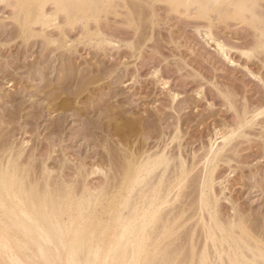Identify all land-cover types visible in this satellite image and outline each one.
I'll return each mask as SVG.
<instances>
[{"label":"bare ground","instance_id":"obj_1","mask_svg":"<svg viewBox=\"0 0 264 264\" xmlns=\"http://www.w3.org/2000/svg\"><path fill=\"white\" fill-rule=\"evenodd\" d=\"M120 1L122 5L120 3L119 6L121 5L125 9V12L123 11L125 16L122 13V21H125L124 24L128 23L129 30L133 29V32L125 31V29L121 31L127 35L128 33L133 34L126 41H115L109 37L106 29L105 31L103 29L105 26L101 22L102 13L104 12L105 16L106 9H111L112 13L113 5H116L114 4L116 2H112V0H0V10L13 7L12 15L6 16V19L9 17L10 20L14 19L17 23L16 29L9 33L4 32L6 30L0 33V42L7 35L9 36L2 42L1 45L4 48L0 47L1 52L9 50L12 52L11 58H13L11 61H7L8 65L0 64V79L13 78L8 81L10 83L15 79L11 84L15 90L8 95L5 94L7 96L3 101L10 103V107H7L10 120L6 119V121L4 118L0 121V127H3L0 128V131L8 129L6 133L8 131L10 135L16 133V127L12 124L13 120L23 116L26 108H31V110L28 109L27 114H33L32 119L34 118L37 123L45 115H51L46 114L47 112L55 113L52 118L49 117V122L40 126L43 127V130H48V134H56L60 139H63L59 140L61 143L58 141L57 145H55L56 142L50 141V144L53 143L55 146L52 145L47 157L44 156L48 160L55 157L52 155L54 152L63 149L62 142L65 137L69 131H75V128L70 125L73 122H78L80 128L76 133H73L76 136L73 137L71 132L70 137L68 136L69 139H83L88 146L92 143L95 144L92 147V153L84 155L86 158L83 160V169H87L85 168L87 165H84L86 164L85 160L94 156L96 160L88 162L91 165L88 167V171L85 170L89 173L87 177L92 175L104 177V183L100 186H89V182L87 183L85 179V183L80 175V173L82 176L87 175L84 174V170H80L81 166L77 167L79 170L74 169V173L71 172L73 177L65 178V187L58 189L56 186V189H49L52 184L51 176L55 171L54 167L47 168L45 166L43 172L45 175L42 177L44 180L41 179L42 174L40 177L34 176L35 178L30 175L31 178H29L30 156L33 154L30 153L29 157L26 156V159L29 160L27 163V160L22 158L21 150V152L11 154L12 147H8L7 141V143L4 141L5 144H8L6 146L2 144L3 147H1L0 144V264H264V233L255 235V227L251 226L253 223L249 224L251 222L249 215L251 214H246L248 217H244L245 214L242 216L245 210L243 206L240 208L238 205L244 191L238 192V195H228L225 192L227 189L232 191V189L230 190L232 186L224 184L230 183V176L235 172L232 170L233 167L230 168L231 172L228 175L221 176L222 179L218 180L221 162L227 164L231 160V156L227 153L229 154V151L238 152L237 141V144L232 141H235L236 137H240V135L246 137L245 133L247 132L243 133L245 126L250 125L249 127H251L252 124L253 126L257 124L253 121L264 113V106L261 104L263 109L259 106H255L253 109L245 107L244 111L245 109L252 110L254 114L251 112L253 115L248 118L246 115L250 112L243 111L244 115L239 114L240 119L238 116L239 121L235 125L228 124L226 129L215 128L212 134L208 133L210 134L208 141L201 142L200 149H192L190 152L183 148L186 144H182V139L186 134V131L181 127L183 125L182 118H179L181 123H178L172 130L170 126L172 123H169L170 125H167L166 129L162 128L157 131L156 127L160 128L158 124H162V121L167 119L166 111L162 110L163 107L154 108L152 111L150 108H145L149 103L147 102L145 107L138 106L139 110L143 109V112L136 111L134 110L135 106L130 103L126 104L125 93L121 91L125 88L119 91L114 84L116 82L112 83L113 78L109 83L101 81L104 79L101 74L103 72L105 74V71L100 73V66L105 63V60L100 58L109 56L108 61H110L111 57H114L109 53L100 52L105 46L118 50L114 58L115 62L110 63L109 66L124 64L127 69L125 58L137 56V51L139 53L142 49L146 37L147 40L150 37L144 36V38L140 36L139 32L143 28L144 20V17H141L143 14L142 0L138 3L133 0H130L132 2L119 0L117 4ZM148 1L152 2L151 5L158 1L159 3L164 2L170 12L181 15V17L182 15H192L194 11L193 14L197 18H205L209 22L213 20L203 33L209 39L215 40L217 49L225 57L229 55V49H227L226 43L214 37L212 29L213 26L216 27V24L213 25L216 21L214 22L213 18H221L222 23L230 17L247 22V24L250 23V25H254L255 33H258L257 41H254L257 44L255 43L256 46L251 48V50L254 48L253 51L247 49L241 51L249 58L254 56L256 51L260 53L258 49H261L264 54V11H262L264 7L261 8L264 5L262 4L264 0ZM148 1L144 0L147 6L149 5ZM144 2L143 4H145ZM155 6L152 5L151 8ZM117 14L114 13V15ZM149 18L151 19V17ZM145 23L147 22L144 20ZM12 27L10 28L12 29ZM138 34L140 37L138 36L136 41L133 40ZM252 34H254L253 31ZM73 35L78 36L79 39L74 40ZM32 37L37 39L41 37L43 40L41 53L39 51L40 55L37 53V57L34 59H31L33 57L29 58L28 55L25 57L26 60H23L24 54L32 50L31 45L36 44L35 41L30 42ZM79 46H82V49H78ZM88 47L96 50L88 53L92 58H96L94 64L101 63L100 66L96 65V68L92 69L93 77H89L90 70H88L91 61L87 59V55L84 57V53L79 51L84 49L87 52ZM56 61L59 62V65L53 64V62L58 63ZM90 64L94 65L93 62ZM32 65L37 67L31 69L30 79L37 83L35 84L36 89L30 90L31 87L29 89L25 82L31 80L26 79L24 82V79L20 80L17 77H20V69L32 68ZM144 65L141 63L140 66ZM109 66H106L107 69H110ZM141 67L136 65L134 68L137 74ZM128 69L129 72L132 71L130 68ZM159 69L155 68L152 72L153 77H156L154 81L157 79V83L163 87L167 86L168 82L164 81L165 78L163 79L162 75L159 76ZM114 72H109L110 77H114L112 76ZM18 74L19 76H16ZM125 75L121 74L120 76L124 78ZM84 78L87 79L84 80ZM137 78L134 80H138ZM123 80L122 84L125 81ZM129 84L131 83L127 85ZM106 89L107 91H105ZM138 91L140 88L135 92ZM23 92L25 93L22 94ZM86 92V96H88V92L89 94L93 93L92 96L90 95L91 102L79 100L84 103L76 104L75 102L81 99ZM122 93H124L123 96H121ZM177 96V93H172L171 102L164 106L172 108ZM31 97L33 99H30ZM75 98H77L76 101H74ZM230 98L228 99L230 100ZM40 99L43 102L39 101ZM231 99L233 100V98ZM231 102L232 107L234 105L233 101ZM128 128L131 129V133ZM243 128L244 130L241 131ZM104 131L107 134L102 137L103 134L100 135V133H104ZM1 132L2 135L5 133ZM219 139L221 140L219 141ZM26 143L24 142V145ZM100 143H103L101 145L104 147ZM98 145L102 149H98ZM229 145L231 146L229 147ZM57 146L59 150L56 148ZM112 146L115 148L113 147V149ZM117 147L122 149L118 150L119 154L121 153L120 156H116L118 154ZM111 148L116 149L114 152L117 151V153L112 152ZM187 150L189 149L187 148ZM65 163L68 165L67 162L60 164L61 170L66 167L70 168ZM110 166L114 168V172L110 173L109 169H112L109 168ZM78 171L81 172L78 173ZM235 175L233 178H239V180L243 177L239 173ZM217 184L221 187L220 192L216 188ZM80 185H83L85 190L82 193H78L80 190L75 192V189ZM43 186L44 188L47 186V188L44 190ZM260 189L264 190V181H260ZM105 195H109V197ZM100 198L103 199L100 200ZM223 199L232 203L231 210L235 211H232L234 214L229 211L222 212L224 208H221V200ZM103 200H107L104 201L105 204L101 203ZM234 204L239 206L238 210Z\"/></svg>","mask_w":264,"mask_h":264},{"label":"rangeland","instance_id":"obj_2","mask_svg":"<svg viewBox=\"0 0 264 264\" xmlns=\"http://www.w3.org/2000/svg\"><path fill=\"white\" fill-rule=\"evenodd\" d=\"M118 1L119 0H116V1L112 0V2H116L114 4H116L117 6L113 5L115 8L112 7V13L110 11L111 9H109V8H108L109 10L106 9L107 13L105 16L103 15L105 13L104 12L102 13L101 22H102L103 26H105L103 29H104V31L106 29V32L108 33L109 37H112V39H114L115 41L116 40H118V41L125 40L126 41L128 38H130L129 36H131L133 34L130 35V33H128V35H127V33H124L121 31H123L125 29V31L133 32V29L129 30L128 23H125L127 25V28H126V25L124 24L125 21H122L123 20L122 16L123 15L125 16V13H124L125 9L123 6H121L122 5L121 1L117 4ZM128 1H130V0H128ZM133 1L135 3L136 2L138 3L141 0H138V1L133 0ZM145 1H148V0H145ZM150 1H152V0H150ZM130 2H132V1H130ZM143 2H144V0L141 1L142 5H143L142 8L140 6V8L142 9V13H143L141 17H144V20L147 23L144 24V20L142 18L143 28H141L139 30V32L141 33L140 36H143V37L144 36H148V37L150 36V37L148 38V40L146 37L145 43L142 45V49L139 51V53L137 51L138 55L136 54L137 56H133V57L128 56L127 58H125L127 69H126V66L124 64H116V65L113 64V65H111L112 66L111 67V66H109V64L115 62L114 58L116 57V55H117L116 52L118 50L114 49V48H110V46L109 47L105 46L104 49L100 52L101 53L106 52V53H109V55H114V57H111V60H113V61H111V60L108 61L109 56H106V57L102 56L100 59L105 60L104 61L105 63H103V65H101V63L98 64L96 62V65H98V66L101 65L100 66V70H101L100 73L105 71V74H104V72L101 74L102 79L104 78L103 80H101L102 82L106 81L109 83L112 81V78H113L115 81L113 80L112 83L116 82L114 84L117 86V89H119V91L121 89L125 88L124 90H121L125 93V94L122 93L121 96H123V94H124V97L127 100L126 104L130 103V104H132V106H135L134 110L138 111L139 110L138 106H140V105H141V107H145L147 102H149V103L147 104V106L145 108H148V109L150 108L152 111H154V108L158 109V108L163 107L162 110L166 111V112L165 111L164 112H165V116L167 119L165 118L166 120L162 121V124L164 122L163 125L161 123H160V125L158 124V127L160 126V128L156 127L157 131H159L162 128L164 129L165 127H167V125H170L169 123H172L170 125L171 130H172V128L173 127L175 128V126L178 125V123H181V120H179V118H182L183 125L181 127L183 128L184 131H186L185 132L186 134L182 139V141H183L182 144L185 143L186 145H184L183 148H185L186 151L190 152L192 149H195V150L200 149L202 146L201 144L203 142L205 143V141H208L209 135L215 131V128L216 129H219L221 127L225 128L226 125H228V124L235 125L240 119L239 114H242L244 112H250V113L252 112V110L247 111L246 109H249V108L253 109V107H255V106L256 107L259 106L260 108H262V106H264V54H263V51H261V49H258V50H260V53L261 52L262 53L260 54V53H258L259 51L258 52L256 51L257 54L255 52V55L254 56L252 55L251 58L247 57L246 55H243V53H242V51L245 49H247L249 51H253L254 48L252 50H251V48L255 47L257 44L254 41H257L256 38H257L258 33L256 34L255 29H253L254 25H250V23L247 24V22H243L241 20H237V19H234L231 17H230V19L228 18V20L224 23H222L223 20H221V18H217V17L213 18V19H215L214 22L216 21L213 24V25L216 24V27L213 26V29H212L213 33L215 34L214 37H216L221 42L226 43V46L228 47L227 49H229L228 50L229 55L227 57H225L217 49V45L215 43V40L209 39V37H207V35L204 34L205 29H207V27H209V25H210L209 23H212L213 20H212V22H209L205 18H197L195 16V14H193L194 11L192 12V15H188V16L182 15V17H181V15H178L174 12H170L167 4L164 2L159 3V1H158L155 4H152L153 6L156 5L154 8H151L152 2L150 3L148 1L149 2V3L147 2V4H149L148 6L146 5L145 2H144L145 4H143ZM120 3H121V5H120L121 7L119 6ZM262 4H264V1L262 2ZM262 7H264V5L261 6V8ZM12 8L13 7H6V9L1 8V10H0L1 11L0 12V33H2L1 31H4V30H6L4 32L9 33L11 30L16 29V27H17V25H16L17 23L14 19H12L13 22H12V20H10L9 17H7V19H6V16L12 15V10H13ZM113 8H114V10L117 11V13L119 11V13L117 14L116 11L113 10ZM118 8H119V10H118ZM150 8L153 9L154 11L151 10ZM144 9H146V10H144ZM262 11H264V8H262ZM108 12H109V16L107 17ZM120 12H121V14H120ZM114 13L117 15H114ZM122 13H123V15H122ZM144 15H146L147 17ZM150 15H152V16H150ZM194 16L196 17V19L194 18ZM149 17H151L152 20ZM148 18H149V22H148ZM201 19H203V20H201ZM150 21H152V22H150ZM148 24H149V26H148ZM9 26L12 27V29ZM148 27L151 29V32H150V29ZM2 28H3V30H2ZM251 30L253 31L254 34H252ZM139 34L136 36V38L134 37L133 40L136 41ZM75 35L72 36V38H74V40L76 38H78V36H75ZM7 37H9V36L7 35L5 37V39ZM5 39L1 40L0 47H3L1 44L3 41H5ZM33 39H31L30 42L35 41L36 44H33V46L31 45V48L33 47L32 50H30L27 54L26 53L24 54L25 56H23V60L24 59L26 60L25 57L28 55H29L28 56L29 58L33 57L31 59H34V57H37V53H38V55H40V53H41L40 50L42 49V45H43L42 41L43 40L41 39V37H38V39L36 37H34ZM18 40L21 41V39H18ZM124 42H122V43H124ZM143 46H144V49H143ZM80 48L82 49V46L78 47V49H80ZM90 48L89 47L87 48V49H89V50H87V52L84 49L79 50V51H80V53L85 54V55L83 54L84 57H86V55H87V59L89 61H91V62H89V65H88V67H90L88 70H90V72H91L92 69L96 68L95 67L96 65L94 64L95 63L94 61H96V58H94V57L92 58L88 53L90 51L93 52L96 50H94V48H92V47H90ZM123 48H125V47H123ZM39 51H40V53H39ZM0 52H1V50H0ZM1 53H3V52H1ZM4 53L0 55V60H1L0 64L3 63L4 65L5 64L8 65L7 61H9V60L11 61V59H13V58H11L12 52L9 50H6V52H4ZM9 53H10V55H8ZM31 55H33V56H31ZM78 55H79V53H78ZM56 62H58V61H56ZM92 62L94 65L90 64ZM99 62H102V61H99ZM141 63H143L145 65L143 67H141L140 66ZM148 63H150V64H148ZM53 64L59 65V62L58 63L53 62ZM91 65L93 68L91 67ZM128 65H130V66H128ZM136 65H138V67H141V69H140L141 72L139 71V74H137L134 70ZM102 66H104V67H102ZM106 66L110 67V69L108 68L109 72L110 71L114 72L116 70V72H114L115 74L114 73H113L114 75L112 74V76H114V77H110L111 74L108 72V69ZM133 66H135V67L132 69ZM36 67L37 66L32 65V68L24 67V68L20 69L21 70L20 73L22 75L20 74V77H17V79L18 78L20 80L24 79V82L26 81V79H30L31 78V71H32L31 69H35ZM128 68H130V70H132V71L129 72ZM155 68L156 69L160 68L159 69V71H160L159 76L162 75L161 77H163V79L165 78L164 81L168 82L167 86L163 87L162 85L157 83V79L154 81V79L156 77H153L152 72ZM28 69H30V70L28 71ZM117 70H118V72H117ZM95 71H97V70H95ZM119 71H121L123 73L120 72V74H118ZM90 72H89V77H93L94 76V75H92L93 71L91 74H90ZM98 72H96V73H98ZM121 74H126V75L128 74V75L127 76L125 75V77L122 78L120 76ZM29 75H30V77H27ZM53 75L55 76V73ZM87 75H86V77H88ZM90 75H92V76H90ZM256 75L257 76L259 75L261 77H259V76L257 77ZM16 76H19V74ZM117 76H118V78H117ZM120 78H122V79L120 80ZM134 78H137L138 80H134ZM12 79L13 78H8V77H6L4 79L3 78L0 79V115L5 113L4 115L0 116L1 118L4 116L2 119L0 118V121L3 120L4 118H5L4 120H6V119L10 120L8 118L9 114L7 111V107L8 108L10 107V103L3 102V101L6 98V96L8 94H10V92L15 90V87L11 86V84L14 83L15 79L12 83L8 82ZM85 79H87V78H84V80ZM122 80L124 81L123 84H122ZM117 81H119V82L121 81V82L119 83ZM133 81L134 82L136 81V82L134 83ZM154 82H156V83H154ZM28 83H30V84H28ZM36 83H37V81H35V80H33V81L27 80V82H25V84H27L29 89L31 87L30 90L36 89L35 88ZM128 83H131V84L127 85ZM133 85L136 87L135 89H134ZM144 85L145 86L147 85V86L145 87ZM141 86H144L145 89H144V87H141ZM139 88H140V91L135 92V91L139 90ZM141 88H143V89L141 90ZM29 89H27V90H29ZM105 91H107V89ZM139 92L142 94H140ZM24 93L25 92H23L22 94H24ZM90 93L91 94H89V92H88V96H86L87 95V92H86V94H84L82 96L83 98L81 97V99H78V101H76L77 98H75V100H74V101H76L75 103L76 104L79 103L78 105H81V103H84V102H80V101L86 102L87 100H88V103H90L91 102L90 101V95L91 96L93 95L92 92H90ZM172 93H177L178 96H177L176 100L174 101V103L172 104V108L169 106L165 107L164 105H169V102H171ZM5 94H7V95H5ZM224 94H227V95H224ZM228 95H229V97H228ZM138 96L139 97L141 96V97L139 98ZM230 96H231V98H233V100L230 98ZM27 97H30V96L27 95ZM84 97H85V99H84ZM226 97L230 98V100L228 98L226 99ZM30 99H33V98L31 97ZM39 101L43 102L42 99H40ZM231 101H233V105H234L232 107L230 105ZM143 102H144V104H142ZM261 104H262V106H261ZM245 107H246V109L244 111ZM28 109L31 110V108H26V110H24V112H23L24 113L23 116H21L19 118H15L17 120H13L12 124L16 127V131H15L16 133H11V135H10L9 131H8V133H6L8 129L7 130L3 129L5 131L1 130L2 132L0 131L1 133L5 132L4 133L5 135L0 134L1 147H3L2 144H5L8 142L9 145L5 144V146L8 145V147H10V146L12 147V153L11 154L17 153L21 150L23 153L22 158L25 160H27L26 158L31 155L30 153L33 154L30 156L29 167L31 170L29 171L30 173H28L29 178H31L30 175H32V178H35L34 176L40 177V175L42 174L41 175V179H42V177H44L43 175H45L43 173L45 170V166L47 168L54 167L55 171L52 173L51 180H50V182L52 184H50L49 189L63 188V186L65 187V185H66V183H64L65 178L73 177L72 173H74V171L77 169V167L80 168L82 166L80 168V170L81 171L84 170L83 169L84 168L83 167V163H84L83 160L86 158V157H84V155L87 156V154L89 155V153H92V147L95 144L92 143V144H90V146H88L85 143V141H83V139L82 140L80 138H78V139L76 138L74 140L69 139L70 135L73 134L74 132L76 133V131L80 128L79 127L80 124H78V122H73V123L71 122L72 124L70 123L71 124L70 126H72V128H75V131L72 130L71 131L72 133L69 131V134H67V136H66L67 138L65 137L64 142H62V144H63L62 148L63 149L60 148L61 150H59V148L57 146L56 148H58L59 151L58 152L56 151L52 154L55 157L58 156L59 158L53 157V159L51 158V159L47 160V158H45V157H47L48 152H50V150L52 149V147H53L52 145H54L53 143L56 142L55 145H57L59 142L61 143V141H59V140H63V139L62 138L60 139V137L57 136L56 134H54V135L48 134V132H47L48 130H46V129L43 130V127H40V126L49 122V119L52 118L55 113L52 114V112L51 113L47 112L46 114H48V115L51 114V115L50 116L45 115L44 117L39 119V121L37 123V121L34 118L32 119L33 114L32 115L30 113L27 114L29 111ZM139 111L143 112V109H141ZM250 113H248L246 115V117L249 118L250 115L252 116L254 114V112H252L253 114L252 113L250 114ZM243 115L244 114H242V116ZM238 116H239V119H238ZM45 117H48V118H45ZM253 122H255L257 124H255L254 126L252 124L251 127H249L250 125L245 126L246 127V128L244 127L245 130H244V128L241 129V131L244 130L243 133H245V131L247 132V133H245V135L247 134L245 138H244V135H240V137L239 136L236 137L237 139L235 138L236 140L234 139L235 141H232L234 143H236V141H237L238 144L237 143L236 144H237L238 152L232 153L231 151H229V154L227 153V155L231 156V160H229V163H227V164L221 162V167L219 168V171H221V172H218V174H219L218 180H219V178L221 180L222 177L228 175L231 172L230 168L233 167L232 170H234L235 172L232 173L230 176V180H231L230 183L226 182L227 184H224V185L232 186V187H230V190L232 189V191H229L227 189L225 192L228 195H233V194L238 195L240 193V191L241 192L244 191L243 196L239 200L238 205L240 206V208H242L241 206H243V208L245 210V212L242 214V216L245 214L244 217H248V215H246V214H251V215H249L251 217V218L249 217L251 219V220L249 219L251 221V222H249V224L253 223L251 226L255 227V229H254L256 232L255 235L258 236L259 233H260V235H261V233H264V229H263L264 228L263 227L264 226V223H263L264 222V190L260 189V181H264V113L261 116L259 115L257 119L255 118V120ZM2 126H4V124H2ZM20 126H22V127H20ZM10 127H11V125H10ZM33 128H35V129H33ZM37 130H39V131H37ZM130 130L131 129L128 128L129 132H130ZM168 130H169V128H168ZM208 133H210V134H208ZM101 134H103L102 137H104V135H106L107 133H106V131H104V133L102 132V133H100V135ZM72 136L75 137L76 134H75V136H74V134ZM51 138H53V139L56 138V139L53 140ZM42 139H43V141H42L43 143L41 142ZM48 139H49V141H48ZM220 140L221 139H219V141ZM4 141H5V143H4ZM50 141H53L52 145L50 144L51 143ZM24 142L25 143L27 142V143L24 145ZM81 142H83L84 145L80 144ZM103 143H100V145L101 144L103 145ZM187 143H189V144L187 145ZM234 143H232V144H234ZM36 144H38V145H36ZM43 144H44V146H43ZM114 145L117 146V144H114ZM230 146L231 145H229V147ZM98 147H97L98 149H102V147H104V146L100 147L98 145ZM113 147L114 146H112V148ZM87 148H88V150H87ZM187 148L189 150H187ZM80 149L82 152L80 151ZM63 150H66V151H63ZM115 150H113L112 152H114ZM118 150L121 151L122 149L118 148L117 151ZM117 151L114 153H117ZM117 155L120 156L121 153L119 154V151H118V154H116V156ZM94 158L95 157L93 156V157L87 158V160H85L86 164H84V165H87L85 168L88 169V167H90V165H91L90 163L93 160L94 161L96 160ZM61 159L62 160L65 159V161H62ZM71 159H72V161H71ZM229 159H230V157H229ZM81 160H82V162H80ZM60 161H62L63 163L67 162L68 165L70 166V168L66 167L64 170H61L59 168V166L62 162H60ZM78 162L82 165H80ZM88 162H90V163H88ZM27 163H29V160H27ZM41 165H43V166H41ZM68 165L66 164V166H68ZM73 165L75 168L72 167ZM79 168L77 170H79ZM109 168H112V169H109V170H111L110 173L112 171L114 172L113 167L110 166ZM71 169H72V171H71ZM87 169H85V170H87ZM87 171H85V173H84V174H87L85 176H82V173H80L79 171H78V173H80L81 177L83 178V181L86 179L87 183L89 182L88 183L89 186H93V185H99L100 186L101 184L104 183L103 182L104 181L103 176L92 175V176L87 177L89 174ZM237 173L243 175V177L240 178V180H239V178L238 179L235 177L233 178V176ZM232 179H234V180H232ZM42 180H44V179H42ZM61 184H63V185L61 186ZM51 185H52V187H51ZM81 186L84 188L83 185H80L79 188L77 187L75 189V192H78L80 190V192H78V193H82L85 190V188L83 189ZM43 188H44V186H43ZM43 188H41V189L43 190ZM46 188H47V186L44 188V190ZM216 188L218 189V192L221 191V187L218 184H217ZM105 196L109 197V195H105ZM105 196H104V199H105ZM108 197H107V199H108ZM102 199L100 198V200H102ZM104 201H107V200H103L101 203L105 204L106 202H104ZM221 201H222V203H221ZM221 201H220V203L222 204L221 208H224V209H222L223 210L222 212L225 213L226 211H229L230 213L234 214L233 212H235V211L231 210L232 209V203H229V201L224 200V199ZM96 203H98V202H96ZM239 206H237V204H234V207L236 208V210L239 209ZM246 208H247V211H246ZM252 219H254V220H252ZM258 220L259 221L261 220V221L259 222ZM256 222H258V223H256ZM260 225H262V226H260ZM258 228H260V229H258Z\"/></svg>","mask_w":264,"mask_h":264}]
</instances>
